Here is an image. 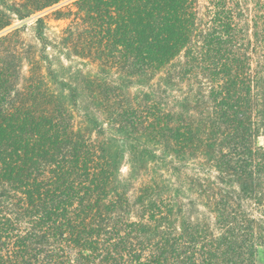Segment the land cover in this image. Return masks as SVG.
<instances>
[{"label":"trees","instance_id":"1","mask_svg":"<svg viewBox=\"0 0 264 264\" xmlns=\"http://www.w3.org/2000/svg\"><path fill=\"white\" fill-rule=\"evenodd\" d=\"M260 136L264 0H0V264H260Z\"/></svg>","mask_w":264,"mask_h":264},{"label":"rangeland","instance_id":"2","mask_svg":"<svg viewBox=\"0 0 264 264\" xmlns=\"http://www.w3.org/2000/svg\"><path fill=\"white\" fill-rule=\"evenodd\" d=\"M206 0H200V3L203 4L205 3ZM48 13L47 16V23L50 27V30L52 31H59L62 28L66 27V25L70 24V19H55L54 16L50 13V11L45 12ZM33 19H28L27 22V28L24 30L21 35L23 39L28 42V43H34V35H33ZM258 143L261 145H264V136H260L258 138ZM258 261L260 264H264V249H261L259 254H258Z\"/></svg>","mask_w":264,"mask_h":264}]
</instances>
